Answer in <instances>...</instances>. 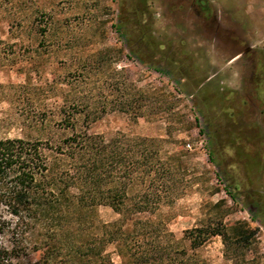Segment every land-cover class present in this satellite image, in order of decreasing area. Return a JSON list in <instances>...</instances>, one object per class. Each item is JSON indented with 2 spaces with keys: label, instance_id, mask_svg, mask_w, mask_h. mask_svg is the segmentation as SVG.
Here are the masks:
<instances>
[{
  "label": "rangeland",
  "instance_id": "374dc122",
  "mask_svg": "<svg viewBox=\"0 0 264 264\" xmlns=\"http://www.w3.org/2000/svg\"><path fill=\"white\" fill-rule=\"evenodd\" d=\"M0 38V139H45L62 106L77 130L158 138L183 193L137 217L176 238L220 215L244 223L246 257L264 264V0H0ZM134 87L148 95L136 120L113 106ZM154 89L169 107L156 115ZM117 217L97 205L86 220ZM196 252L224 262L219 236Z\"/></svg>",
  "mask_w": 264,
  "mask_h": 264
},
{
  "label": "trees",
  "instance_id": "16d2710c",
  "mask_svg": "<svg viewBox=\"0 0 264 264\" xmlns=\"http://www.w3.org/2000/svg\"><path fill=\"white\" fill-rule=\"evenodd\" d=\"M147 96L137 87L119 91L113 106L136 120ZM158 101L153 115L169 109ZM60 111L45 139H0V264H115L109 245L119 264H206L196 250L213 236L221 238L223 264H254L246 257L254 231L244 223L227 229L220 215L176 238L164 222L137 217L183 193L180 158L174 165L164 158L160 139L77 130L65 106ZM97 205L118 217L93 231L86 217Z\"/></svg>",
  "mask_w": 264,
  "mask_h": 264
},
{
  "label": "built area",
  "instance_id": "2783aa9c",
  "mask_svg": "<svg viewBox=\"0 0 264 264\" xmlns=\"http://www.w3.org/2000/svg\"><path fill=\"white\" fill-rule=\"evenodd\" d=\"M186 147L190 148V144H189V143H187V144H186Z\"/></svg>",
  "mask_w": 264,
  "mask_h": 264
},
{
  "label": "flooded vegetation",
  "instance_id": "af4514ba",
  "mask_svg": "<svg viewBox=\"0 0 264 264\" xmlns=\"http://www.w3.org/2000/svg\"><path fill=\"white\" fill-rule=\"evenodd\" d=\"M202 4V3H201Z\"/></svg>",
  "mask_w": 264,
  "mask_h": 264
}]
</instances>
